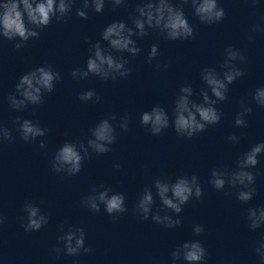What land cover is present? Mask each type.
I'll return each mask as SVG.
<instances>
[{"label":"clouds","instance_id":"1","mask_svg":"<svg viewBox=\"0 0 264 264\" xmlns=\"http://www.w3.org/2000/svg\"><path fill=\"white\" fill-rule=\"evenodd\" d=\"M76 0H0V37L9 41H18L14 47L21 49L29 39L39 38L40 30L50 25L53 18L57 23L66 22V17L71 13ZM113 7H118L124 0H110ZM255 2V0H253ZM191 4L194 15L204 24H215L225 17V10L218 5V0H179L174 5L172 0H141L135 9L138 15L131 17L134 28H130L123 21L110 23L101 33V39L107 42L105 48L97 41L90 44L91 55L86 60V67L75 68L71 72L73 79H87L89 75L99 77L101 80H116L126 78L130 75L131 69L126 67L129 61L124 56L116 57V52H127L131 56L140 53L133 36L144 37L148 35L147 29L158 30L165 39L188 40L194 37V29L185 16L182 5ZM105 0H82V7L76 10L77 16L87 19V9L91 8L96 13L103 12ZM135 29V30H134ZM253 31L264 32V27L255 25ZM252 41V37H248ZM158 55V45L153 44L148 53L150 64ZM226 59L221 68L226 69L222 78L215 68H205L201 73V79L206 85L199 92L202 102H196L190 97L194 95L191 86H182L179 95L175 99L172 118L167 111L157 105L150 111L141 114V125L148 128L152 135L158 136L163 130L171 126L176 134L181 137L192 138L198 133L206 130L207 126L218 124L221 120V112L215 107L218 101L227 99L228 85L235 82L245 73L233 63L239 60L246 62V57L233 46L225 49ZM159 67V65H157ZM61 80L60 73L54 71L51 65L39 66L24 74L15 84V93L9 94L8 103L13 110L23 111L29 104L39 105L43 103L44 93H51L55 83ZM209 91L211 96L209 95ZM95 92L88 90L80 94V100L90 101ZM214 97L215 99H213ZM252 100L259 106L264 107V86L255 90ZM96 103L100 102L97 96ZM243 111L237 113L235 125L246 126L245 115L251 114V107L243 106ZM116 117L102 119L91 129V136L84 141L77 143L65 142L55 153L51 165L56 173H65L68 176L77 175L83 166V161L89 155V149L97 154H105L111 151L110 145L116 142V129L111 121ZM129 117H121L119 127L123 131L128 129ZM16 131L25 142L36 141L44 137L47 130L40 127L39 121L33 122L30 119L16 118ZM233 143L238 137L232 134L228 137ZM12 132L5 126L0 125V144L7 141L13 142ZM46 143L41 140L39 147L46 148ZM264 152V143H258L247 152L237 158L236 168L232 171L213 169L209 183L216 190L225 189L226 184L231 188H239L236 198L246 203L252 200L255 189L251 187L255 183V174L248 169L255 168L258 155ZM116 169L120 168L115 164ZM155 188V196L159 198L162 207L153 211L155 199L152 188ZM230 194V193H226ZM203 190L198 176L193 174L177 176L175 180L170 177L157 178L153 181L152 187H145L140 198L135 204V211L141 219L151 218L157 224L167 228H174L181 224L179 214L183 206L189 200L201 199ZM81 204L93 213L104 211L112 217L113 222L118 219V214L125 213L128 209L125 206V196L120 192H113L112 188L105 185L94 187L92 193L83 197ZM167 210L177 214L174 219ZM26 214V223H23L25 232L39 231L48 223V216L41 212L39 206L27 201L23 208ZM161 212L164 214L162 215ZM5 217L0 215V225L5 223ZM249 228L256 230L264 225V207L249 208L247 213ZM61 235L57 237L58 245L54 249L56 256L61 253L67 256H78L83 253H90L91 247L85 245L86 233L82 227L69 226L65 230L60 226ZM193 235L200 236L204 232L202 225H194ZM255 254L259 257L260 264H264V238L254 248ZM172 264L183 260L186 264H204L207 251L200 240L185 241L171 252Z\"/></svg>","mask_w":264,"mask_h":264}]
</instances>
